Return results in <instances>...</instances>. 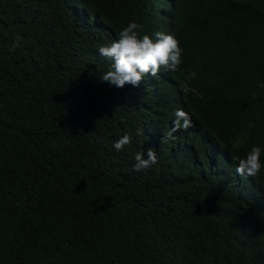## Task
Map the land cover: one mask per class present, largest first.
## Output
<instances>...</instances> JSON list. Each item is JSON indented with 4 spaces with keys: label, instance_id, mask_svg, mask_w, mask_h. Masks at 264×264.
Returning <instances> with one entry per match:
<instances>
[{
    "label": "trees",
    "instance_id": "16d2710c",
    "mask_svg": "<svg viewBox=\"0 0 264 264\" xmlns=\"http://www.w3.org/2000/svg\"><path fill=\"white\" fill-rule=\"evenodd\" d=\"M133 21L183 62L119 89L98 49ZM262 83L264 0H0V264H264V169L235 172L264 148Z\"/></svg>",
    "mask_w": 264,
    "mask_h": 264
},
{
    "label": "clouds",
    "instance_id": "9594fccd",
    "mask_svg": "<svg viewBox=\"0 0 264 264\" xmlns=\"http://www.w3.org/2000/svg\"><path fill=\"white\" fill-rule=\"evenodd\" d=\"M142 25L130 22L119 33L118 38L107 45L100 46L99 54L110 62L109 70L102 75V83H107L115 88L123 89L126 85L140 87L145 83L146 77H157L161 70L175 73L180 70L182 64L183 49L180 42L174 35L164 32H155L151 36L141 34ZM197 78L194 71H190L185 82L181 85V91L185 94H192L203 100V94L191 86V81ZM264 88V83L260 85ZM253 99H257L253 95ZM173 128L166 136L161 137V145L174 140V133L188 129L190 118L182 108L173 111ZM142 134L138 131L137 135ZM131 144V136L125 134L114 142L113 148L121 152L127 145ZM264 148L253 146L246 157L238 160L235 172L242 179L256 177L262 169L261 156ZM158 163V155L154 149H148L146 153L135 154L133 171L140 172L152 168Z\"/></svg>",
    "mask_w": 264,
    "mask_h": 264
}]
</instances>
